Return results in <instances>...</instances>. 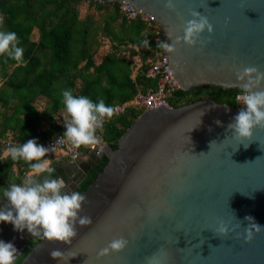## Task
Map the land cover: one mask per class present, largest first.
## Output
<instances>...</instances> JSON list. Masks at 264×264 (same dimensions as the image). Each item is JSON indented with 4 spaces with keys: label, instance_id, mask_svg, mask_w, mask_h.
I'll return each instance as SVG.
<instances>
[{
    "label": "water",
    "instance_id": "95a60500",
    "mask_svg": "<svg viewBox=\"0 0 264 264\" xmlns=\"http://www.w3.org/2000/svg\"><path fill=\"white\" fill-rule=\"evenodd\" d=\"M96 1L126 2L154 18L175 44L164 51L184 91L240 90L238 69L264 71V0H174V7L167 0ZM193 11L213 25L195 45L183 40ZM242 107L212 99L178 108L161 104L131 125L116 150L105 144L99 155L94 146L78 159L55 163L53 175L63 176L65 190L71 191L108 157L83 192L87 200L81 214L92 222L76 225L71 244L43 238L19 264H264V230L253 229L251 240L237 235L254 223L247 215L264 224V127L244 141L247 147L240 143L228 125ZM5 205L7 200L0 202ZM221 222L237 227L216 233ZM16 233L23 235L16 238ZM37 237L0 223V238L16 245L17 258ZM121 237L127 241L123 249L99 254ZM54 248L64 250L66 258H53Z\"/></svg>",
    "mask_w": 264,
    "mask_h": 264
},
{
    "label": "trees",
    "instance_id": "16d2710c",
    "mask_svg": "<svg viewBox=\"0 0 264 264\" xmlns=\"http://www.w3.org/2000/svg\"><path fill=\"white\" fill-rule=\"evenodd\" d=\"M83 6L85 10H81ZM120 6L96 0H0V29L17 32L24 49L21 61L0 54V138L25 142L38 137L39 142H47L63 134L64 88L93 100L103 98L114 106L156 87L157 81L146 76L156 53V26L141 19L128 20ZM36 31L38 38L32 39ZM106 41L111 50L97 62L95 57ZM137 56L141 57L139 64L134 62ZM239 91L219 87L181 89L171 97L170 105L178 108L212 99L236 107ZM42 100L46 107L39 108L37 103ZM144 112L130 109L109 121L101 132L102 142L116 150L119 139ZM43 123L48 124L46 129ZM82 149L87 150V146ZM108 161L104 155L76 190L86 191ZM28 171L27 161H13L10 154L0 160V198L6 199L3 186L20 182ZM42 239L38 236L15 264L22 262Z\"/></svg>",
    "mask_w": 264,
    "mask_h": 264
},
{
    "label": "clouds",
    "instance_id": "9594fccd",
    "mask_svg": "<svg viewBox=\"0 0 264 264\" xmlns=\"http://www.w3.org/2000/svg\"><path fill=\"white\" fill-rule=\"evenodd\" d=\"M167 5L174 7V0H167ZM192 17L186 22L183 40L195 45L205 30L212 31L213 25L207 16L198 11H193ZM144 44L148 45L149 41L144 40ZM157 46L168 52L175 48V44L169 40H160ZM23 52L17 32L0 29V54H7L21 61ZM237 78L240 82L237 103L246 107L241 108L228 127L232 130V135L240 143H244L245 140H253L257 127H264V71L255 66H246L237 70ZM62 102L65 107V131L56 137V142L70 141L76 146L98 144L101 138L97 135V130L103 128L106 117L112 118L115 107L106 103L103 98L93 100L88 95L75 94L71 88L62 89ZM244 144L245 147L248 146V143ZM51 150L52 147L40 143L38 137L8 148L13 161L22 159L28 162L29 171L20 182L3 186L2 195L7 199L8 205L0 207V223L9 222L17 231L27 229L34 236L71 244L77 235L76 225L91 223L92 218L81 214L87 200L86 194L79 190H65L63 176L53 175L56 167L47 156ZM245 219L254 223L247 225L246 234L237 235L251 240L254 236L253 229L257 232L264 230V224L257 222L252 215H247ZM235 227L237 226L230 228L228 224L221 222L214 231L226 234ZM126 244L123 237L114 239L109 246L100 249L99 254L123 249ZM18 252L19 249L12 241L0 238V264H14ZM50 254L53 258H66L64 250L60 248L52 249Z\"/></svg>",
    "mask_w": 264,
    "mask_h": 264
},
{
    "label": "built area",
    "instance_id": "2783aa9c",
    "mask_svg": "<svg viewBox=\"0 0 264 264\" xmlns=\"http://www.w3.org/2000/svg\"><path fill=\"white\" fill-rule=\"evenodd\" d=\"M120 9L123 15L128 20H136L141 19L148 25L156 26V35L154 38V42L156 45V53L153 58L150 60V67L146 71V76L151 79H155L157 81V85L154 89L149 90L146 93H139L134 99L126 101L124 103L115 104V113L112 118H105L104 126L102 129L97 130V135L101 138V132L103 131L105 125L111 121L112 119L118 117L119 115L125 114L130 109H142L155 110L161 104H165L167 107H171L170 99L171 97L178 91L181 90L178 82L172 76V70L167 66L168 60L166 57V53L164 49H161L157 46L158 41L166 40V35L161 27L155 22L154 18L151 15L145 14L143 12L137 11L131 5L126 2L120 4ZM237 94L235 96V101L237 102ZM241 105V104H239ZM62 134L56 135L54 138L47 142H40L45 144L46 146L52 147L49 153H47L48 157H52L57 153L65 154L69 160H75L80 158L82 152H90L93 150V147L96 146L97 154L102 155L104 151L102 148L106 143H103L100 139V142L96 145H84L87 146V150H83V145L76 146L72 144L70 141H64L57 143L56 137L61 136ZM24 143L22 140L7 137L0 138V160L5 158L8 153V148L13 144H22Z\"/></svg>",
    "mask_w": 264,
    "mask_h": 264
},
{
    "label": "rangeland",
    "instance_id": "374dc122",
    "mask_svg": "<svg viewBox=\"0 0 264 264\" xmlns=\"http://www.w3.org/2000/svg\"><path fill=\"white\" fill-rule=\"evenodd\" d=\"M109 8L110 7H112L111 5H109L108 6ZM81 9V8H80ZM86 8H85V6H83L82 7V9L81 10H85ZM91 12H93V11H91ZM82 15L84 16L85 15V11L84 12H82ZM38 38V32L36 31L35 32V34L32 36V39H37ZM111 50V47H110V43L108 42V41H106V42H104V44L102 45V47L99 49V51H98V54L96 55V61L97 62H100L103 58H104V56L109 52ZM154 56H152L151 58H153ZM139 59H141V57L139 58L138 56L137 57H135V59H134V62H135V64H139ZM37 105H38V107L39 108H44V107H46V101H44V100H42V101H39L38 103H37ZM58 121H59V119H57ZM7 199H1L0 198V202H4V201H6Z\"/></svg>",
    "mask_w": 264,
    "mask_h": 264
},
{
    "label": "crops",
    "instance_id": "0c3cea01",
    "mask_svg": "<svg viewBox=\"0 0 264 264\" xmlns=\"http://www.w3.org/2000/svg\"><path fill=\"white\" fill-rule=\"evenodd\" d=\"M64 113H63V117H64ZM60 120V119H59ZM60 122V121H59ZM61 123V122H60ZM62 124V123H61ZM48 127V124H46V123H43V129H46ZM51 159H52V161H53V165L55 164V163H60V162H66V161H68L69 160V158L65 155V154H63V153H57L56 155H54V156H52V157H50ZM86 160H89L88 158H86Z\"/></svg>",
    "mask_w": 264,
    "mask_h": 264
},
{
    "label": "flooded vegetation",
    "instance_id": "af4514ba",
    "mask_svg": "<svg viewBox=\"0 0 264 264\" xmlns=\"http://www.w3.org/2000/svg\"><path fill=\"white\" fill-rule=\"evenodd\" d=\"M92 169H93V168H91L90 171H91ZM90 171H89V172H90ZM14 240H15V239H13V241H14ZM34 240H36V239L33 238L30 242L26 243L25 247L23 248V251H22L21 255L17 258V260L14 262V264H15V263L21 258V256L23 255L25 249H26L27 247H30L31 243H32ZM18 255H19V253H17V256H18Z\"/></svg>",
    "mask_w": 264,
    "mask_h": 264
},
{
    "label": "bare ground",
    "instance_id": "6f19581e",
    "mask_svg": "<svg viewBox=\"0 0 264 264\" xmlns=\"http://www.w3.org/2000/svg\"><path fill=\"white\" fill-rule=\"evenodd\" d=\"M10 230V229H9ZM17 234V233H16ZM23 233H20V234H17V237L16 238H20L22 237ZM16 236V235H15Z\"/></svg>",
    "mask_w": 264,
    "mask_h": 264
}]
</instances>
